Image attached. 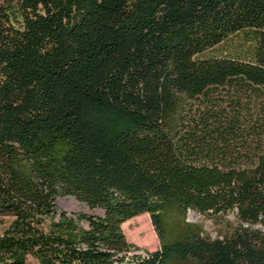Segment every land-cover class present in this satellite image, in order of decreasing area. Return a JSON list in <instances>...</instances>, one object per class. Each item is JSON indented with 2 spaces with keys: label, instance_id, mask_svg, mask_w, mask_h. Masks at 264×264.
Wrapping results in <instances>:
<instances>
[{
  "label": "trees",
  "instance_id": "trees-1",
  "mask_svg": "<svg viewBox=\"0 0 264 264\" xmlns=\"http://www.w3.org/2000/svg\"><path fill=\"white\" fill-rule=\"evenodd\" d=\"M0 216V264H264V0H0Z\"/></svg>",
  "mask_w": 264,
  "mask_h": 264
},
{
  "label": "rangeland",
  "instance_id": "rangeland-1",
  "mask_svg": "<svg viewBox=\"0 0 264 264\" xmlns=\"http://www.w3.org/2000/svg\"><path fill=\"white\" fill-rule=\"evenodd\" d=\"M59 209H65L68 213H99L102 214L103 210L100 208L91 209L87 203L79 200L73 195H59L57 197ZM135 219L127 220L124 231L129 241H135L143 246L138 245L141 248H156L159 245L158 237L155 233L153 225L151 223L150 215L148 212H144L134 216ZM235 212L229 211L218 217H211L205 214H201L196 210H189L187 218L191 221L199 222L203 225L206 231L215 236L217 233L225 229L227 220H235ZM8 222V218L0 216V232L3 230ZM136 224V225H135ZM136 244V243H135ZM139 251H144L140 249ZM145 252V251H144ZM27 264H42L34 255L28 256Z\"/></svg>",
  "mask_w": 264,
  "mask_h": 264
},
{
  "label": "crops",
  "instance_id": "crops-1",
  "mask_svg": "<svg viewBox=\"0 0 264 264\" xmlns=\"http://www.w3.org/2000/svg\"><path fill=\"white\" fill-rule=\"evenodd\" d=\"M135 219V217L133 216L132 218H130V219H128V221L129 220H134ZM127 220L123 223V228L125 227V224H126V222H128ZM136 225V224H135ZM156 233V232H155ZM158 241H159V239H158ZM132 242H134V243H136V244H138V245H140V246H143V245H141L140 243H137V242H135V241H132ZM159 245H160V242H159ZM159 245L157 244V247L156 248H158L159 247ZM156 248H149L150 250H153V249H156ZM131 264H139V263H131Z\"/></svg>",
  "mask_w": 264,
  "mask_h": 264
}]
</instances>
